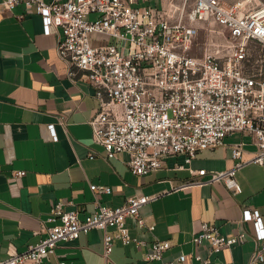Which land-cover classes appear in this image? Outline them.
<instances>
[{"label": "built area", "instance_id": "built-area-1", "mask_svg": "<svg viewBox=\"0 0 264 264\" xmlns=\"http://www.w3.org/2000/svg\"><path fill=\"white\" fill-rule=\"evenodd\" d=\"M19 4L41 16L45 34L52 27L60 30L58 53L70 75H84L95 88L99 111L90 123L93 139L103 146L107 159L126 153L131 172L145 177L162 169L170 157L184 155L188 165L199 152L223 146L228 135L247 133L257 147L254 158L245 161L242 145H235L232 169L210 172L207 181L201 179L207 170H200L198 178L184 187L218 182L237 194L241 192L237 171L249 162L264 165V0H170L161 8L152 0L3 1L8 10ZM213 23L228 32L223 44L215 41L221 34L208 26ZM200 29L207 40L198 56ZM95 35L105 40L95 45ZM49 129L57 142L55 125ZM91 189L112 192L105 186ZM151 199L135 195L118 207L98 204L97 211L83 219L79 211H66L62 202H56L46 237L26 254L0 264H44L61 242L93 230L104 233L107 260L120 242L146 246L144 264L184 263L185 256L164 261L170 241L148 243L131 235L129 220L154 230L140 214ZM241 222H252L255 230L249 264H264L260 211L244 209ZM245 238L244 233L225 236L213 222H203L194 241L197 246L207 243L210 254H217L243 244ZM194 258L211 264L198 254Z\"/></svg>", "mask_w": 264, "mask_h": 264}, {"label": "crops", "instance_id": "crops-1", "mask_svg": "<svg viewBox=\"0 0 264 264\" xmlns=\"http://www.w3.org/2000/svg\"><path fill=\"white\" fill-rule=\"evenodd\" d=\"M0 0V262L27 253L52 225L48 220L56 202L66 211H79L83 219L102 206L118 207L132 196L152 199L140 209L154 230L139 228L129 220L130 233L141 241H170L164 261L202 264H249L255 249L254 225L241 222L246 208L259 210L264 222V165L247 163L236 173L241 192L223 183L185 184L196 173L230 170L235 165L233 148L242 145L243 159L255 157L257 147L247 133H233L224 145L201 151L191 164L186 156L167 159L164 167L140 177L129 167V155L106 158L103 146L93 139L91 120L99 111L95 88L86 77L70 75V67L58 53L61 32L44 33L41 16L23 4L8 10ZM51 2L52 0H43ZM161 8L164 0H152ZM105 40L93 36L95 45ZM55 125V142L49 126ZM93 156V157H92ZM183 166V168H180ZM24 172V176H15ZM92 185L111 188L98 193ZM203 222H213L220 233L246 235L241 245L210 254L207 243L197 246L195 237ZM114 230H110L113 233ZM104 233L93 230L74 241L61 242L44 264H144L146 246L116 242L104 258ZM22 264H33L26 261ZM154 264H162L157 261Z\"/></svg>", "mask_w": 264, "mask_h": 264}, {"label": "rangeland", "instance_id": "rangeland-1", "mask_svg": "<svg viewBox=\"0 0 264 264\" xmlns=\"http://www.w3.org/2000/svg\"><path fill=\"white\" fill-rule=\"evenodd\" d=\"M169 3H170V0H164V5H167ZM199 26L201 28H204L207 25H205V24H199ZM208 26L211 27L217 33H220L221 34L220 37H218L217 39H215V41L217 43L223 44L225 42V37L228 35V32L224 28H222L221 26H219L217 24H214V23L211 24V25H208ZM206 40H207V35H206L205 30L200 29V33H199L198 40H197L198 43H199V47H198V49H196V55L201 56L203 54L204 51H203V47L202 46L206 42ZM222 53L225 54L226 53V50L223 49V52Z\"/></svg>", "mask_w": 264, "mask_h": 264}]
</instances>
